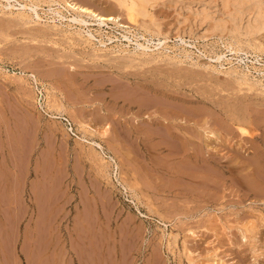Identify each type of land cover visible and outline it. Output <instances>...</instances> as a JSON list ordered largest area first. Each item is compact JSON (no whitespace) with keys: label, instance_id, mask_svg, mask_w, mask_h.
Here are the masks:
<instances>
[{"label":"rangeland","instance_id":"1","mask_svg":"<svg viewBox=\"0 0 264 264\" xmlns=\"http://www.w3.org/2000/svg\"><path fill=\"white\" fill-rule=\"evenodd\" d=\"M30 1L0 0V264H264V0H75L129 26L102 45Z\"/></svg>","mask_w":264,"mask_h":264},{"label":"bare ground","instance_id":"2","mask_svg":"<svg viewBox=\"0 0 264 264\" xmlns=\"http://www.w3.org/2000/svg\"><path fill=\"white\" fill-rule=\"evenodd\" d=\"M22 1V0H21ZM21 1H14V2H16V4H14L13 2H11L10 0H7V2H8V4L10 5V7H15V6H17L16 8L17 9H20L21 11H20V13L22 14H24L25 12H26V10H28V12H31L32 11V13L33 14H35L36 16L35 17H40V13H39V11H38V6H37V4H39V3H37V4H34V2L33 3H31V1L28 3H26V2H21ZM37 1V0H36ZM43 1H45L44 3L45 4H47L48 3V5H50L51 7H52V5H55V4H59V5H61V6H67L68 7V9H71V10H73L75 13H78L79 15L77 16H73L72 17V19H73V21H74V23L75 24H79V25H84L85 27H87L88 28V26L89 25H97V26H99V27H103V26H109L110 24H115V26L116 27H122V28H125V27H129L127 24L125 25L124 23H122V21L120 20L121 18L119 17V16H117V15H113V14H103V13H100V12H98V11H96V10H94V9H92L91 7H89V6H87V4L86 5H84V4H82V3H80V1L79 2H77V1H75V0H43ZM117 2H118V5H119V7L120 8H122L124 11H125V13L127 14V17L131 20V22H137L136 21V19H137V14H146L147 12L145 11L146 10V7L148 6V5H154L156 2H158L159 0H116ZM233 1V0H232ZM231 1V2H232ZM243 1H245V0H235V3L237 4V5H241L242 3H243ZM247 1V0H246ZM260 1V0H259ZM42 2V1H41ZM82 2V1H81ZM161 2V1H160ZM200 2V1H199ZM256 2V1H255ZM43 3V2H42ZM41 3V4H42ZM87 3V2H86ZM245 3V2H244ZM250 3H251V1H250ZM252 3H254L253 1H252ZM257 3V2H256ZM57 4V5H58ZM229 4V3H228ZM231 4H233V3H231ZM235 4V5H236ZM248 4V3H247ZM246 4V5H247ZM263 4V3H262ZM1 5H2V3H1ZM91 5V4H90ZM225 5H227V4H225ZM256 5V4H255ZM3 6V5H2ZM40 6V5H39ZM221 6V5H220ZM251 6V8H252V5H250ZM258 7H259V5H257ZM260 6H262L261 4H260ZM8 6H5V9L7 8ZM50 7V8H51ZM200 7V6H199ZM231 7H233V6H231ZM230 7V8H231ZM247 7V6H246ZM262 7H264V6H262ZM15 8V9H16ZM223 8H225V7H223ZM242 8V7H241ZM248 8V7H247ZM261 8V7H260ZM1 9V8H0ZM4 9V10H5ZM14 9V8H13ZM54 9V8H53ZM60 9V8H59ZM58 9V10H59ZM62 9H65V8H62ZM62 9H60L59 10V12L62 10ZM8 10H9V7H8ZM43 10V9H42ZM57 10V9H56ZM57 10V11H58ZM66 10V9H65ZM70 10V11H71ZM152 10H153V8H152ZM198 10H200V9H198ZM231 10L232 9H230V11H229V9H228V11L229 12H231ZM238 10V9H237ZM250 10V9H249ZM17 11V10H16ZM56 11V12H57ZM68 11V10H67ZM102 11V10H101ZM244 11V10H243ZM246 11V10H245ZM252 11V10H251ZM256 11H257V9H256ZM260 11V10H259ZM50 12V11H49ZM58 12V13H59ZM227 12V11H226ZM249 12V11H248ZM57 13V14H58ZM203 13V12H202ZM210 13V12H209ZM234 13V12H233ZM239 13V12H238ZM253 13V12H252ZM257 13H258V11H257ZM264 13V12H263ZM14 14V13H13ZM64 14V13H63ZM229 14V13H228ZM235 14V13H234ZM246 14V13H245ZM254 14V13H253ZM256 14V13H255ZM259 14V13H258ZM257 14V15H258ZM17 15V14H16ZM44 15V14H43ZM52 15H53V13H52ZM65 15V14H64ZM240 15V14H239ZM30 16V15H29ZM28 16V17H29ZM69 16V15H68ZM83 16H86V17H88V18H90V20H87L86 18H84ZM200 16V15H199ZM242 16V15H241ZM250 16H252V15H250ZM254 16V15H253ZM25 17V16H24ZM141 16H139V18H140ZM207 17V16H206ZM213 17V16H212ZM211 17V18H212ZM262 17V16H261ZM19 18H21V17H19ZM26 18V17H25ZM24 18V19H25ZM29 18H31V17H29ZM143 18H145V17H143ZM147 18V17H146ZM217 18V17H216ZM243 18V17H242ZM247 18V17H246ZM260 18V17H259ZM31 19H33V18H31ZM203 19V18H202ZM249 19V18H248ZM213 20H214V18H213ZM217 20V19H216ZM222 20V22H223V20L224 19H221ZM236 20V19H235ZM240 20V19H239ZM254 20V19H253ZM206 21V20H205ZM225 21V20H224ZM232 21V20H231ZM242 21V20H241ZM255 21V20H254ZM253 21V22H254ZM258 21V20H257ZM151 22V21H150ZM217 22V21H216ZM215 22V23H216ZM234 22V21H233ZM239 22V21H238ZM246 22V21H245ZM248 22H250L249 20H248ZM264 22V21H263ZM263 22H262V24H263ZM143 23V22H142ZM158 23V22H157ZM156 23V24H157ZM8 25H10L9 23H7ZM15 24V23H14ZM217 24V23H216ZM234 24V23H233ZM258 24V23H257ZM56 25H58V24H56ZM145 25V24H144ZM159 25V24H158ZM220 25V24H219ZM218 25V26H219ZM224 25H226L225 23H224ZM243 25H244V23H243ZM78 26V25H77ZM146 26V25H145ZM148 26V25H147ZM213 26H214V24H213ZM71 27V26H70ZM112 27V26H111ZM110 27V28H111ZM239 27V26H238ZM259 27V26H258ZM261 28H263L262 27V25L260 26ZM80 28V27H79ZM90 28V27H89ZM85 29V28H82L83 30L85 29V34H86V39L89 41V43L92 41V40H94V42L95 41H97V42H99V44L100 45H102V44H104V43H102L103 41L102 40H100V39H98L97 37H96V35H95V32L94 33H92L91 32V30L90 29ZM144 28V27H143ZM146 28V27H145ZM221 28V27H220ZM223 26H222V30H223ZM226 28V27H225ZM241 28V27H240ZM254 28H256V27H254ZM43 29H45V28H43ZM94 29H96V28H94ZM250 29V28H249ZM257 29V28H256ZM218 31H220L219 29H217ZM237 30V29H236ZM251 30V29H250ZM250 30H248V34H249V31ZM264 30V29H263ZM46 31V30H45ZM48 31V30H47ZM81 29L79 30V32H77L78 34L80 33V34H82L81 32ZM147 31V30H146ZM152 31V30H151ZM214 31H216V29H214ZM239 31V30H238ZM246 31V30H245ZM255 31V30H254ZM191 32V31H190ZM253 32V31H252ZM261 32V31H260ZM3 33V32H2ZM2 33H0V34H2ZM57 33V32H56ZM157 33H159V32H157ZM239 33V32H238ZM257 33V32H256ZM258 33H259V31H258ZM257 33V34H258ZM262 33V32H261ZM10 34V33H9ZM217 34V33H216ZM220 34V33H219ZM237 34V33H236ZM245 34V33H244ZM247 34V33H246ZM250 34H252V33H250ZM6 35H7V33H6ZM5 34H4V37L6 36ZM29 35H31V34H29ZM37 35V34H36ZM45 35V34H44ZM55 35V34H54ZM110 35V34H109ZM139 35V34H138ZM32 36V35H31ZM34 36V35H33ZM82 36H84L83 34H82ZM102 36V35H101ZM100 36V37H101ZM125 36V35H124ZM198 36H200V35H198ZM221 36H222V34H221ZM234 37L236 36V35H233ZM243 36V35H242ZM255 36V35H254ZM9 37V36H8ZM85 37V36H84ZM99 37V38H100ZM108 37V36H107ZM106 37V38H107ZM127 37V36H126ZM232 37V36H231ZM259 37V36H258ZM83 38V37H82ZM110 38V37H109ZM128 38V37H127ZM183 38V37H182ZM181 38V39H182ZM238 38V37H237ZM237 38H235V39H237ZM240 38V37H239ZM250 38V37H249ZM7 39V38H6ZM5 39V40H6ZM31 39V38H30ZM105 39V38H104ZM148 39V38H147ZM232 39V38H231ZM255 39V38H254ZM33 40V39H32ZM110 40V39H109ZM183 41H184V39H182ZM233 40V39H232ZM253 40V39H252ZM7 41V40H6ZM50 41V40H49ZM73 41H75V40H73ZM105 41V40H104ZM225 41V40H224ZM234 41V40H233ZM77 42V41H76ZM160 42H162V41H160ZM230 42V41H229ZM236 42V41H235ZM234 42V43H235ZM246 42V41H245ZM52 43V42H51ZM88 43V44H89ZM93 43V42H92ZM187 43V42H186ZM227 43V42H226ZM247 43V42H246ZM96 44V43H95ZM94 44V45H95ZM159 44H161V43H159ZM163 44V43H162ZM241 44V43H240ZM250 44H251V42H250ZM257 44V43H256ZM131 45V44H130ZM141 47H144L145 48V45L143 46V43H140L139 44ZM245 45V47H246V44H244ZM243 45V46H244ZM74 46V45H73ZM88 46V45H87ZM96 46V45H95ZM229 47H230V45H228ZM233 46V45H232ZM234 46H235V44H234ZM248 47H249V44L247 45ZM147 47V46H146ZM237 47V46H236ZM105 48V47H104ZM233 48V47H232ZM240 48V47H239ZM259 48V47H258ZM262 48V47H261ZM64 49V48H63ZM75 49V48H74ZM96 49H98V48H96ZM95 49V50H96ZM119 50V49H118ZM260 50V49H259ZM127 51V50H126ZM235 51V50H234ZM244 51V50H243ZM40 52V51H39ZM61 52V51H60ZM92 52H95L94 50H92ZM123 52H124V50H123ZM129 52V51H128ZM139 52V51H138ZM239 52V51H238ZM119 53H120V51H119ZM125 53V52H124ZM136 53V52H135ZM237 53V52H236ZM71 54V53H70ZM87 54V53H86ZM137 54V53H136ZM222 54H224V53H222ZM59 55V54H58ZM69 55V54H68ZM63 56V55H62ZM97 56V55H96ZM134 56V55H133ZM141 56H143V55H141ZM101 57H103V56H101ZM101 57H99L100 58V60H101ZM136 57H138V56H136ZM211 57V56H210ZM223 57V55H219V59L220 58H222ZM126 59V58H125ZM212 60H214L213 58H211ZM218 58L216 59V60H219ZM230 59V58H229ZM93 60V59H92ZM133 61V60H132ZM146 61V60H145ZM148 61V60H147ZM44 62V61H43ZM136 62V61H135ZM140 62V61H139ZM105 63V62H104ZM106 64V63H105ZM106 65H108V64H106ZM110 65V64H109ZM128 65V64H127ZM95 66V65H94ZM31 67V66H30ZM113 67V66H112ZM213 68V67H212ZM216 68V67H215ZM238 69V68H237ZM117 70V69H116ZM120 70V69H119ZM221 70V69H220ZM217 71H218V69H217ZM225 71V70H224ZM224 71H222V72H224ZM260 71H262V70H260ZM264 73V72H263ZM231 74V73H230ZM241 74V73H240ZM242 75V74H241ZM248 75V74H247ZM245 76V75H244ZM242 79V78H241ZM241 81V80H240ZM250 81V80H249ZM246 82V81H245ZM258 82H260V81H258ZM252 83V82H251ZM255 83V82H254ZM254 83H253V86H254ZM262 83V82H261ZM255 85H257V83L255 84ZM262 85V84H261ZM260 85V86H261ZM133 86V85H132ZM158 86V85H157ZM263 86V85H262ZM112 87V86H111ZM138 87V86H137ZM264 87V86H263ZM127 88V87H126ZM123 89V88H122ZM127 95V94H126ZM135 95V94H134ZM148 95V94H147ZM116 96V95H115ZM143 96V95H142ZM75 97V96H74ZM157 97V96H156ZM152 100V99H151ZM169 102H170V100H169ZM163 103H165V102H163ZM153 104V103H152ZM164 105V104H163ZM63 107V106H62ZM153 107V106H152ZM158 109V108H157ZM80 114V113H79ZM120 115V114H119ZM183 116V115H182ZM163 118V117H162ZM127 119V118H126ZM164 120V119H163ZM182 120V119H181ZM135 122V121H134ZM107 123V122H106ZM196 123V122H195ZM110 125V124H109ZM109 125H108V123H107V125H105V128L103 129L102 128V130H99L100 132H101V136L102 137H104L107 133H108V131H109ZM116 125V124H115ZM175 125V124H174ZM157 126V125H156ZM85 127H87V129H91V130H93V131H97V129H94L91 125H89V124H87V126H85ZM160 127H161V125H160ZM208 127V126H207ZM97 128V127H96ZM243 129V128H242ZM160 130V129H159ZM244 132H245V130H243ZM99 132V133H100ZM211 132V135H214V132H212V130L210 131ZM110 133V132H109ZM208 134V133H207ZM124 135V134H123ZM172 135L173 136H175L176 138H180L181 139V135H179V134H177V133H172ZM172 138V137H171ZM176 138H174V139H176ZM192 138H193V136H192ZM185 140H187L184 144H186V145H188V141H189V139L187 138V137H185L184 138ZM183 139V140H184ZM177 140V139H176ZM175 140V141H176ZM190 141H191V139H190ZM156 143V142H155ZM170 143V142H169ZM174 144V143H173ZM169 147V146H168ZM104 149V148H103ZM142 151V150H141ZM177 152V151H176ZM98 154L99 153H101V152H97ZM103 153L105 154V155H107V153L108 152H105V150L103 151ZM95 154H96V152H95ZM140 154V153H139ZM88 155V154H87ZM87 157H90L91 159H92V157L93 156H90V154L87 156ZM89 158V159H90ZM108 158H109V160H105L104 162H103V165H102V167H103V171L104 172H106L107 171V168H108V166H110L111 167V162L114 160V157H113V155H111V154H109L108 155ZM104 158L103 157H101V160H103ZM200 160V159H199ZM184 165V164H183ZM204 166V165H203ZM40 174V173H39ZM44 176V175H43ZM105 176V175H104ZM103 176V177H104ZM108 177V176H107ZM108 179H109V177H108ZM101 180V179H100ZM109 182V181H108ZM46 183V182H45ZM110 193H113V192H110ZM55 196V195H54ZM263 196V195H262ZM112 197V196H111ZM110 197V198H111ZM53 198V197H52ZM59 198V197H58ZM71 199V198H70ZM97 199V197H95V200ZM59 200V199H58ZM97 201V200H96ZM99 201V200H98ZM83 202V201H82ZM97 203H99V202H97ZM111 204V203H110ZM97 205V204H96ZM98 205H100V203L98 204ZM102 205V204H101ZM56 208V207H55ZM76 209H79V205L78 204H76V206H75V210ZM106 210V209H105ZM48 213V212H47ZM89 216V215H88ZM43 217V216H42ZM92 217V216H91ZM90 220V219H89ZM103 222V221H102ZM53 226V225H52ZM128 226V225H127ZM135 228V227H134ZM73 229V228H72ZM37 230V229H36ZM86 231V230H85ZM78 233V232H77ZM72 235V234H71ZM79 235V234H78ZM91 237V236H90ZM254 237V236H253ZM80 240V239H79ZM81 240H83L82 238H81ZM104 241V240H103ZM80 242V241H79ZM99 243V242H98ZM91 244V243H90ZM102 244V243H101ZM98 245V244H97ZM105 246V245H104ZM87 247V246H86ZM89 247V246H88ZM122 247V246H121ZM93 251V250H92ZM89 252V251H88ZM96 252H98V251H96ZM93 253V252H92ZM100 253V252H99ZM264 253V252H263ZM58 254V253H57ZM90 255H91V253H89ZM86 255H87V253H86ZM94 255H97V257L99 258V256H98V254H94ZM81 256H83V255H81ZM108 256V255H107ZM94 257V256H93ZM103 258H105V257H103ZM101 259V258H100ZM59 260V259H58ZM86 260H87V256H86ZM89 260V259H88ZM98 261V260H97ZM96 261V262H97ZM90 262V261H89ZM92 262V261H91ZM94 262V261H93ZM121 262V261H120ZM210 262V261H209ZM208 263V262H207ZM217 263V262H216ZM91 264H93V263H91ZM100 264V263H99ZM107 264V263H106ZM155 264V263H154ZM202 264V263H201ZM204 264H205V262H204ZM218 264V263H217ZM220 264V263H219Z\"/></svg>","mask_w":264,"mask_h":264}]
</instances>
